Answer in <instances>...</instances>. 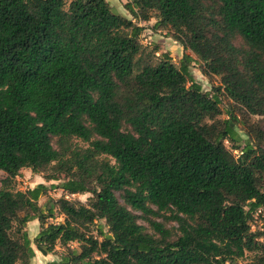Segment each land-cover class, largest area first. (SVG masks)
Masks as SVG:
<instances>
[{
	"label": "trees",
	"instance_id": "16d2710c",
	"mask_svg": "<svg viewBox=\"0 0 264 264\" xmlns=\"http://www.w3.org/2000/svg\"><path fill=\"white\" fill-rule=\"evenodd\" d=\"M124 9L168 30L219 78L240 117L218 119L219 95L194 81L191 57L178 67L156 57L143 28L106 0H0V264H29L33 220L38 252L64 250L52 264H237L248 253L264 264V237L248 224L264 208V0H129ZM236 124L253 145H236ZM23 169L48 170L65 194L91 198L58 199L63 222L47 223L53 206L46 214L37 204L47 188H12ZM152 217L175 223L176 237ZM97 221L107 232L95 236Z\"/></svg>",
	"mask_w": 264,
	"mask_h": 264
},
{
	"label": "rangeland",
	"instance_id": "374dc122",
	"mask_svg": "<svg viewBox=\"0 0 264 264\" xmlns=\"http://www.w3.org/2000/svg\"><path fill=\"white\" fill-rule=\"evenodd\" d=\"M70 0H66L68 3ZM111 6V11L115 14H119L127 19L132 20L136 25L143 28V31L140 35L141 44L144 47L155 48L157 49L156 57L165 56L171 60V62L178 67L185 55L191 57V61L188 64V69L193 77L194 81L201 86L203 92L209 93L210 95L218 94L220 99V110L221 114L218 116L220 120L228 119V115L232 113L236 115L238 118L239 110L237 107L223 94L222 90L217 92L219 89L220 81L219 78L214 76H207L202 71V63L197 60V58L189 51H184L182 47L171 37V34L168 30L158 29L154 30L153 26L156 22L155 18H151L147 22L135 21L129 15V13L124 9V4L129 0H106ZM232 43L237 47H244L243 42L238 38L234 37L232 39ZM221 89V88H220ZM253 121L257 120L256 117L252 118ZM261 127L264 128V123H261ZM235 129L240 136L241 140L236 143L237 146L242 148L244 145L249 144L253 145V142L248 139V137L244 134L242 127L240 124H236ZM124 131H129V127L127 125H123ZM51 143L54 149H57L56 139L52 138ZM225 146L233 153L234 156L239 155V150H233L231 144L225 142ZM49 175V171H44L43 173L35 174L32 173L29 169H23L20 171V174L14 179L12 188L14 191H26L27 189H32L39 184H43L46 188V194L41 195L37 201V204L41 209H43L44 213L47 214L48 207L53 206V214L52 218H48L46 220L47 223L58 224L63 222V216L58 212L57 207H55L54 202L58 199L65 197V193L60 189L61 184L64 182V179L61 177L60 180L57 181H49L45 179ZM5 178V174L0 171V182ZM116 197L120 204H124L122 199V195L120 193H116ZM91 198L90 194H76L69 196L67 199L72 203H78L82 205H86L87 201ZM140 215L139 213H137ZM153 221H157L169 230L172 231V238L176 237L178 234L176 229L177 225L173 222L166 221L161 217H152ZM138 223L142 225L145 229V232L148 234H153L151 227L149 226L147 221L143 219H139ZM248 224L252 232H259L264 237V208L258 209L254 212L249 220ZM101 227L103 232H107V228L104 225V221H97L94 223L92 227V234L97 235V228ZM26 232L28 238L30 240V246L34 252V257L29 261V264H52V262H58L61 254L64 250L60 247H56V250L53 254L43 255L37 251L35 245L33 244V240L35 236L38 234L40 230V226L37 220H33L27 223ZM69 247L78 251V245L76 243L69 244ZM252 254H246V257L237 261V264H249L251 260Z\"/></svg>",
	"mask_w": 264,
	"mask_h": 264
},
{
	"label": "built area",
	"instance_id": "2783aa9c",
	"mask_svg": "<svg viewBox=\"0 0 264 264\" xmlns=\"http://www.w3.org/2000/svg\"><path fill=\"white\" fill-rule=\"evenodd\" d=\"M69 196H72V195L65 194V199H68Z\"/></svg>",
	"mask_w": 264,
	"mask_h": 264
}]
</instances>
